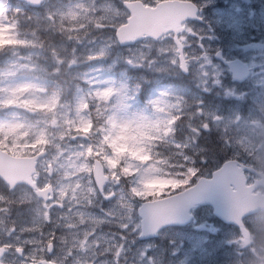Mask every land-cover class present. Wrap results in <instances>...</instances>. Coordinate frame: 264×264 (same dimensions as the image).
I'll list each match as a JSON object with an SVG mask.
<instances>
[{
	"label": "clouds",
	"instance_id": "obj_1",
	"mask_svg": "<svg viewBox=\"0 0 264 264\" xmlns=\"http://www.w3.org/2000/svg\"><path fill=\"white\" fill-rule=\"evenodd\" d=\"M242 3L226 37L216 0H0V264H264V0Z\"/></svg>",
	"mask_w": 264,
	"mask_h": 264
},
{
	"label": "rangeland",
	"instance_id": "obj_2",
	"mask_svg": "<svg viewBox=\"0 0 264 264\" xmlns=\"http://www.w3.org/2000/svg\"><path fill=\"white\" fill-rule=\"evenodd\" d=\"M243 7L242 0H234L229 3L227 8H217L216 16L217 23L224 30V35L227 37L228 34L238 32L242 25L246 22L244 17L245 12H241L240 8ZM249 32L254 34V30L249 26ZM199 215V213H198ZM219 223V222H217ZM211 226L206 224L203 229L197 231L195 226L190 225L188 228H183L182 231L187 235L186 246L191 247L198 243L200 238L208 231ZM215 237L212 238V242H215ZM211 244H201L203 249H210Z\"/></svg>",
	"mask_w": 264,
	"mask_h": 264
},
{
	"label": "flooded vegetation",
	"instance_id": "obj_3",
	"mask_svg": "<svg viewBox=\"0 0 264 264\" xmlns=\"http://www.w3.org/2000/svg\"><path fill=\"white\" fill-rule=\"evenodd\" d=\"M227 4V0H216V8H219L220 6H225ZM218 24V23H217ZM222 28V27H221ZM225 52L227 55H229L230 58H235L237 67L234 69L238 73H242L245 64L247 63L248 60L251 59H259L261 53L259 50L250 48L247 51H245L243 48L241 49H235L229 52V50L226 48ZM244 62V63H242ZM239 63V64H238ZM228 81H226L227 83Z\"/></svg>",
	"mask_w": 264,
	"mask_h": 264
},
{
	"label": "snow or ice",
	"instance_id": "obj_4",
	"mask_svg": "<svg viewBox=\"0 0 264 264\" xmlns=\"http://www.w3.org/2000/svg\"><path fill=\"white\" fill-rule=\"evenodd\" d=\"M206 194H207V195H209V196H211V195H212V193H210V192H209V193H206Z\"/></svg>",
	"mask_w": 264,
	"mask_h": 264
}]
</instances>
